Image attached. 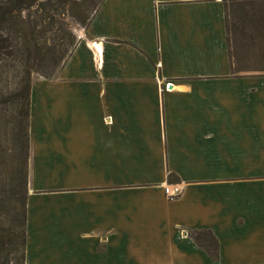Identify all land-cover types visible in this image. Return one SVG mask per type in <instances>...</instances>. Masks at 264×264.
<instances>
[{"label":"crops","instance_id":"crops-1","mask_svg":"<svg viewBox=\"0 0 264 264\" xmlns=\"http://www.w3.org/2000/svg\"><path fill=\"white\" fill-rule=\"evenodd\" d=\"M227 18L264 52V0H102L31 80L23 264H264V73Z\"/></svg>","mask_w":264,"mask_h":264},{"label":"trees","instance_id":"trees-1","mask_svg":"<svg viewBox=\"0 0 264 264\" xmlns=\"http://www.w3.org/2000/svg\"><path fill=\"white\" fill-rule=\"evenodd\" d=\"M101 2L79 0L73 12L74 19L84 28ZM23 10L30 11L32 16L28 12L21 17ZM62 10L63 0H0V61L3 60L4 66L20 65L17 88V122L20 126L9 150L13 176L6 193L8 221L4 234L0 236V264H23L30 76L55 77L76 43L68 28H64L60 17ZM224 26L227 31L226 21ZM46 33L51 34L50 43L40 44L39 39ZM228 56L229 70L233 73L229 51ZM241 68L264 73V52L251 64H242L238 70ZM171 177L174 175L168 173V180ZM187 236L211 260H217V242L208 230H191Z\"/></svg>","mask_w":264,"mask_h":264},{"label":"rangeland","instance_id":"rangeland-1","mask_svg":"<svg viewBox=\"0 0 264 264\" xmlns=\"http://www.w3.org/2000/svg\"><path fill=\"white\" fill-rule=\"evenodd\" d=\"M79 0H63V10L60 17L63 20L64 28H68L71 34L75 37L79 30L83 27L74 19L73 12L77 9V2ZM245 7V6H244ZM244 13H248L246 8H243ZM30 12V11H28ZM25 10L21 11V17H25L27 13ZM253 15V11H250ZM30 17L32 13H29ZM228 31H230L229 47L230 56L232 58V67L234 70H238L242 64H251V62L260 56L259 52H256L262 46H255L254 52L247 51L253 46H242L236 44L232 31L231 20L227 18ZM51 34L46 33L41 39L40 44L48 45L50 43ZM262 49V48H261ZM239 50V51H238ZM3 61V60H2ZM0 61V236L4 234L7 228V201L6 193L12 181L11 163L9 161V150L11 148V142L15 136V132L19 128L17 122V88L19 85V64L11 63V66H4V62ZM39 77L38 75H31L30 82L33 78Z\"/></svg>","mask_w":264,"mask_h":264},{"label":"built area","instance_id":"built-area-1","mask_svg":"<svg viewBox=\"0 0 264 264\" xmlns=\"http://www.w3.org/2000/svg\"><path fill=\"white\" fill-rule=\"evenodd\" d=\"M162 193L167 199H174L181 193V188L178 184H166L162 187Z\"/></svg>","mask_w":264,"mask_h":264}]
</instances>
